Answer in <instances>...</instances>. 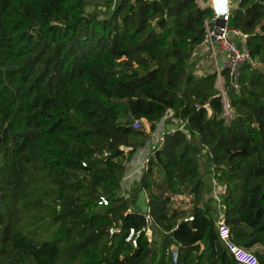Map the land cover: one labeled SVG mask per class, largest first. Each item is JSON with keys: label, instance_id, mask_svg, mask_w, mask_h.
<instances>
[{"label": "trees", "instance_id": "obj_1", "mask_svg": "<svg viewBox=\"0 0 264 264\" xmlns=\"http://www.w3.org/2000/svg\"><path fill=\"white\" fill-rule=\"evenodd\" d=\"M110 4L91 14L86 0H0V264H236L202 200L200 160L221 186L229 240L264 264V69L246 64L238 90L225 87L226 122L215 72L194 73L191 57L209 8ZM229 26L264 66V0H241ZM164 120L126 199L125 165ZM141 190L152 237L141 232L133 248L124 238L146 226Z\"/></svg>", "mask_w": 264, "mask_h": 264}, {"label": "built area", "instance_id": "obj_2", "mask_svg": "<svg viewBox=\"0 0 264 264\" xmlns=\"http://www.w3.org/2000/svg\"><path fill=\"white\" fill-rule=\"evenodd\" d=\"M148 1V0H143ZM241 0H228L227 8L228 11L226 13H218V8L220 4L218 0H195L196 4L200 8L208 7L210 10V19L204 23V38L202 42L194 49L191 53L192 60L197 54L198 48L202 47L205 50V54L208 60L214 65V72L216 74V83L215 87L219 92V96L222 99L223 104V118L226 122H228L231 117V111L228 106L226 96H225V87H232L235 91L238 90V78L240 76V71L242 67L246 64L251 65L252 67H258L259 63L256 60H252L250 57V51L246 44V35L243 34L240 30L230 28L229 22L232 17V10L237 6V4ZM211 36L214 37V41H211ZM225 71L228 77L227 83H225V78L222 75V72ZM221 80L223 82L222 87L218 90L216 84H221ZM209 113V111H208ZM140 126L138 120H133L131 127L133 129H137ZM181 128V127H180ZM173 130L170 131L172 133ZM157 140H163V137H159ZM160 145V144H159ZM149 148V146H148ZM158 147L153 149H147V154L141 163L139 168V172L136 173V179H139V176L143 170H147L148 158L153 154V151H156ZM206 153V149L201 150V154ZM84 165V164H82ZM138 176V177H137ZM123 180H126V176L123 177ZM214 180V179H211ZM216 182V181H215ZM216 187L221 188L218 185L213 184L210 191V198L212 204L216 208L215 214V223L217 227V234L220 242L225 247L227 252L233 257L236 264H257L255 257L249 252L246 251L232 243L229 240V230L227 225L224 223L223 210L224 205L222 204V198L220 196L219 191L216 190ZM126 192H123V194ZM130 199V198H129ZM97 206L105 207L108 204L107 199L104 196H99L96 201ZM131 205V204H129ZM131 208V206H129ZM143 216L146 222V226L141 228L140 230H134L132 228L128 229L127 234L125 235L124 242L131 244L133 248L136 247L137 237L141 232H144L147 236L151 233L152 229L150 228L151 224V216L149 208H145L143 210ZM192 218L188 217L185 221H191ZM119 227L115 224L108 228V235H113L119 233ZM150 239V237H149ZM178 256L177 248L175 246L170 249V257L172 263L176 262V258Z\"/></svg>", "mask_w": 264, "mask_h": 264}, {"label": "crops", "instance_id": "obj_3", "mask_svg": "<svg viewBox=\"0 0 264 264\" xmlns=\"http://www.w3.org/2000/svg\"><path fill=\"white\" fill-rule=\"evenodd\" d=\"M193 60L196 64V66L194 68V73L207 74L211 71H214V65H213V63H211L208 60V58L205 54L204 48H202V47L198 48L197 54ZM166 126H167V124H165V123L159 124L158 127L156 128V135H158L159 137H161V136L163 137V132H164V129L166 128ZM151 136H153V135H151ZM148 146H149V148L153 147V143L150 145L145 144L143 148H141L140 150L138 149L136 151V153L134 154L131 162L129 164L125 165L124 176H126V180H123L121 187H122V191L126 192V193H124V196L126 197V199H129L133 195L134 183L138 181V180H135L136 179L135 178L136 173L139 172V168L141 166V163L143 162V159L145 158V156L147 154V149L149 150ZM199 171H200V169H199ZM137 196L138 197H137V201H136V205L134 206V209L137 211L143 212V210L146 207L149 208L147 205V199H146L147 193L144 190H141ZM176 197H177V200H179V201H175L176 202L175 206H179L180 202L184 201L185 203H184V205H182L183 208L184 209L190 208V206H191V204H190L191 197L190 196H188V195H176ZM208 198H210V196H208Z\"/></svg>", "mask_w": 264, "mask_h": 264}, {"label": "rangeland", "instance_id": "obj_4", "mask_svg": "<svg viewBox=\"0 0 264 264\" xmlns=\"http://www.w3.org/2000/svg\"><path fill=\"white\" fill-rule=\"evenodd\" d=\"M87 3H88V8H87V11L89 13H104L108 8L110 9L112 4H110L111 2L113 3L115 0H86ZM259 68L260 70H263L264 69V66L262 64L259 63V66L257 67ZM223 85V82L221 80V84L219 85V83L216 84L218 90L220 89V87H222ZM166 120V119H165ZM162 121L161 123H164L165 122ZM160 123V124H161ZM148 128H149V123H147L146 121H142L141 123V126H139L137 129H144L145 132H148ZM159 136L156 135V131L155 133L153 134V136H151L147 141H146V145H150L153 143V147H158L159 148V144H161L162 142L157 140ZM140 150V149H139ZM154 152V151H153ZM204 162L203 160H200L199 163H198V167L200 169V173L202 174L203 176V179H204V182H205V188L203 190V193H202V200L204 201H207L209 198V194H210V191H211V188L213 186V184L215 185H218L219 183L213 178V171L210 170L209 168H207L206 165H204ZM206 163V162H205ZM161 173L158 172V177L160 178L161 176H159ZM216 177V176H215ZM211 179H214V180H211ZM216 181V182H215ZM220 188L216 187V190L219 191ZM171 200L173 201V204L176 205L175 201H179L177 200V197L176 196H173L171 197ZM181 202H184V201H181ZM185 203V202H184ZM182 205V204H181ZM148 237H152V234L150 233L148 235Z\"/></svg>", "mask_w": 264, "mask_h": 264}, {"label": "clouds", "instance_id": "obj_5", "mask_svg": "<svg viewBox=\"0 0 264 264\" xmlns=\"http://www.w3.org/2000/svg\"><path fill=\"white\" fill-rule=\"evenodd\" d=\"M220 7L218 8V13H226L228 11L227 3L228 0H218Z\"/></svg>", "mask_w": 264, "mask_h": 264}, {"label": "water", "instance_id": "obj_6", "mask_svg": "<svg viewBox=\"0 0 264 264\" xmlns=\"http://www.w3.org/2000/svg\"><path fill=\"white\" fill-rule=\"evenodd\" d=\"M210 40H211V41H214V37H213V36H211Z\"/></svg>", "mask_w": 264, "mask_h": 264}]
</instances>
